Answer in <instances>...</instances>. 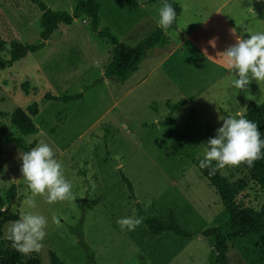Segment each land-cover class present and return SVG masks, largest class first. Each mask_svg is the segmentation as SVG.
Returning <instances> with one entry per match:
<instances>
[{
  "label": "rangeland",
  "instance_id": "374dc122",
  "mask_svg": "<svg viewBox=\"0 0 264 264\" xmlns=\"http://www.w3.org/2000/svg\"><path fill=\"white\" fill-rule=\"evenodd\" d=\"M41 1L52 10L69 13L75 4V0ZM96 1L99 28H109L129 44L157 26L163 3L134 0L137 6L132 7L128 0ZM180 1L184 5L180 33L185 36L199 25L194 35L163 66L157 64L167 51L153 48L124 83L104 78L111 45L91 31L89 19L83 16L69 25L60 24L41 50L0 70V134L14 132L10 117L21 108L38 130L25 141L50 144L74 195V200L55 204L47 203L46 195H36V207L26 208L24 201L32 194L20 171L22 151L0 142V211L7 208L5 194L15 184L9 211L19 215L30 211L48 220L42 247L24 253L25 257L36 256L40 264H50L52 252L64 264H87L84 248L70 231L80 221L95 264H209L211 247L198 234L223 225L226 213L216 190L190 157L203 158L221 116L244 113L249 104L264 102V82L253 80L244 91L230 86L235 75L220 54L236 42V36L248 38V32L264 31V25L248 12L253 0L226 4L221 15L202 25L224 0H207L200 17ZM256 1L264 10V0ZM40 15L28 0H0V38L7 44L37 42ZM222 15H228V20H222ZM178 33L176 29L167 35L175 41ZM148 69L151 74L144 79ZM86 87L80 100L67 104L44 99L46 93L72 95ZM164 97L172 104L179 98L189 102L170 114ZM33 104L38 108L35 115L28 111ZM121 173L131 182L132 192ZM221 175L246 182L236 197L239 205L258 209L264 203V195L240 165L223 168ZM137 205L148 215L174 209L178 223L196 236L153 235L142 223L133 231L122 230L117 220L137 217ZM11 223L4 225V236ZM226 258L228 264H264V236L231 239Z\"/></svg>",
  "mask_w": 264,
  "mask_h": 264
},
{
  "label": "trees",
  "instance_id": "16d2710c",
  "mask_svg": "<svg viewBox=\"0 0 264 264\" xmlns=\"http://www.w3.org/2000/svg\"><path fill=\"white\" fill-rule=\"evenodd\" d=\"M28 1L33 3L38 11L41 12L39 18L41 29L39 40L35 43L13 40L7 44L6 41L0 38V70L10 67L14 62L24 58L27 54L41 50L60 24L69 25L74 19L83 16L89 19L91 31L96 33L98 37L106 39L111 45V61L105 67L104 78L114 80L118 83H124L139 69L141 62L153 48L164 47L169 44L166 32L176 28V21L167 31L156 26L142 39L134 44H129L117 39L109 28H99L98 14L100 11V3L96 0H75L71 13L52 10L41 0ZM161 1L163 2V0ZM168 2L172 4L178 16L180 7L177 1L168 0ZM127 3L132 7L137 6L134 0H128ZM86 90L87 87L82 92L60 96L46 93L44 99L60 101L67 104L80 100ZM165 104L171 114L173 111L184 106L186 101L180 99L173 104L169 101H166ZM28 111L33 115L37 114L38 108L36 104L30 106ZM243 114L248 120L258 125V129L261 131V138H264V102L258 105L253 103L249 104ZM10 121L14 132H1L0 142L15 145L22 151V154L30 148L35 147L36 144L34 141L31 143L25 141L26 136H32L38 132L37 127L32 123L30 117L21 108L17 107L12 112ZM190 158L201 176L216 190L226 213V221L223 225L206 228L199 232L198 235L207 240L211 247L209 264H228L226 254L228 251V243L231 239H240L252 235L264 236V203L258 209L239 205L236 197L246 187V182L243 179L238 178L230 181L221 175L223 168H215V162H213L212 167L201 168L199 162L202 157H196L193 154ZM239 165L248 176L250 182L264 195V154L251 163L245 161ZM121 179L126 184L127 189L132 192V185L129 179L122 173ZM15 188V184H12L7 190L5 194L7 208L0 211V264H40L36 256L25 257L24 253L18 251L13 242L8 238L9 234L7 236L3 235L4 225L19 218L18 213L9 211V207L16 197ZM136 216L141 219V223L153 235L170 233L185 239L196 236L195 233L187 230L178 223L174 209H170L168 212L160 215H148L137 205ZM78 223L79 225L81 224L80 221ZM79 225L78 228H70V231L77 236L79 243L84 248L87 264H95L94 253L85 244ZM50 264L64 263L51 252Z\"/></svg>",
  "mask_w": 264,
  "mask_h": 264
},
{
  "label": "clouds",
  "instance_id": "9594fccd",
  "mask_svg": "<svg viewBox=\"0 0 264 264\" xmlns=\"http://www.w3.org/2000/svg\"><path fill=\"white\" fill-rule=\"evenodd\" d=\"M176 10L168 0H163L157 13V27L167 31L176 21ZM248 38L236 36V42L221 52V59L235 75L230 86L236 90L248 89L251 81L264 82V31L248 32ZM221 125L210 137L199 162L201 168L216 169L237 166L241 162L251 163L264 152V138L258 125L248 120L243 113L221 116ZM20 171L31 192L24 203L26 208H35L34 196L46 195V202L55 204L74 200L72 183L66 179L62 163L46 142L21 155ZM120 228L133 231L141 223L139 217H121L117 220ZM48 220L42 214L23 211L8 229V238L18 251L30 253L39 251L47 235Z\"/></svg>",
  "mask_w": 264,
  "mask_h": 264
},
{
  "label": "crops",
  "instance_id": "0c3cea01",
  "mask_svg": "<svg viewBox=\"0 0 264 264\" xmlns=\"http://www.w3.org/2000/svg\"><path fill=\"white\" fill-rule=\"evenodd\" d=\"M177 3L179 4V7H180V12H179V15L177 16L176 18V28L173 29V30H178V32L180 33L181 31V28H180V22H179V17L180 15L183 13V6L181 1L180 0H176ZM184 4L186 7H191L192 8V12L191 14H193V16L195 17L196 15H199V17L201 16V14H204V11H203V8L202 6H205V5H208V1L207 0H183ZM229 3H234V5L238 4V3H241L240 0H224L220 3H217L215 6H214V9H212L210 11V13L207 15V17L204 19V21L202 23H200V25H202L203 23L207 22L208 20L214 18L216 15H221L222 14V11L224 9V7L226 6V4H229ZM200 8V9H199ZM235 9H232V11H230L229 13H233ZM248 12L249 14H253L255 15L256 17H258L259 19V23H262V25H264V10L261 9V5L258 3V1L256 0H253V2L251 1L249 4H248ZM222 20L224 21H227L228 20V15H222L221 16ZM263 20V21H262ZM189 22V21H188ZM190 25V23H189ZM199 27L198 26H195L193 27L188 33L187 35H182L181 33L179 34H176V40H172L170 39V37H168L167 33L172 31H168L166 32V35L169 39V44L164 46V47H160V49H165V52L163 54V57L160 59V62L157 64V66H163L165 64V60L170 57L173 53H175L176 51L178 50H181L183 48V46L185 45V41H188L189 38H191L194 33L196 32L197 28ZM173 41L175 43H173ZM151 70L152 69H148L146 70V73L144 75V79L148 78L151 74ZM166 98V97H164ZM170 98H166L165 102L166 101H169ZM180 99H184L186 102H189L188 99L186 98H179L178 100ZM177 100V101H178ZM176 101V102H177ZM171 103V102H170ZM175 103V102H174Z\"/></svg>",
  "mask_w": 264,
  "mask_h": 264
}]
</instances>
